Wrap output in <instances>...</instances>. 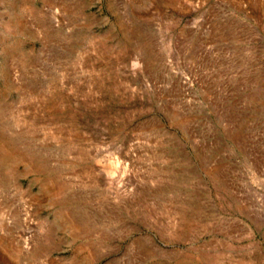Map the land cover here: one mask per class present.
<instances>
[{"label":"rangeland","instance_id":"obj_1","mask_svg":"<svg viewBox=\"0 0 264 264\" xmlns=\"http://www.w3.org/2000/svg\"><path fill=\"white\" fill-rule=\"evenodd\" d=\"M0 264H264V0H0Z\"/></svg>","mask_w":264,"mask_h":264}]
</instances>
